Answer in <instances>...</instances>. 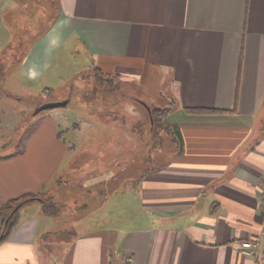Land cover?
I'll list each match as a JSON object with an SVG mask.
<instances>
[{
	"label": "crops",
	"instance_id": "obj_1",
	"mask_svg": "<svg viewBox=\"0 0 264 264\" xmlns=\"http://www.w3.org/2000/svg\"><path fill=\"white\" fill-rule=\"evenodd\" d=\"M57 5V20L35 39L18 70H8L19 41H12L6 13L17 5L0 0V79L10 76L14 89L30 95L61 85L70 75L52 69L61 49L78 39L91 55L88 66L139 83L155 106L173 104L168 120L179 148L167 164L150 173L138 168L130 180L123 148L131 139L128 121L124 130L123 117L113 112L104 119L80 112L76 121L62 111L48 114L23 150L0 153V205L50 192L60 209L49 215L41 204H26L0 243V264H254L241 243L261 238L264 217V0ZM86 135L90 143L81 146ZM89 154L107 165L106 174L109 165L119 173L85 184L86 200L67 201L61 169L72 159L79 173ZM83 207H90L87 221L63 228L64 213L74 217ZM52 234L66 255L45 261L41 246Z\"/></svg>",
	"mask_w": 264,
	"mask_h": 264
},
{
	"label": "rangeland",
	"instance_id": "obj_2",
	"mask_svg": "<svg viewBox=\"0 0 264 264\" xmlns=\"http://www.w3.org/2000/svg\"><path fill=\"white\" fill-rule=\"evenodd\" d=\"M13 1L17 6L15 9L7 11L6 15L8 17V24L11 27V34L13 36L12 41L18 40L19 42L15 45L16 51L13 52L14 58L8 60L11 62V66L8 70H18L20 63L25 60L28 49L34 43L35 39L46 30L47 26L54 23L59 15L57 0H55L56 2L54 0ZM17 17L19 20H17ZM90 57L91 55L85 49L84 44L78 39H74V41L61 49L57 62L52 69L61 70V76L68 77V75H70V77L65 81H61V85H54V88L45 90L39 94L34 93L30 95L26 90L14 89L15 85L10 84L9 81L10 76L2 77L1 79H3V81L0 79V153H7L14 149L23 150L34 131L42 127L46 116L53 112L62 111L71 118V121H76L73 119L78 117L80 112L83 113L88 111L87 114L91 115L93 114L91 113L92 111L98 117L104 119L108 113L105 114L104 112H100V115L98 111L107 109L111 111L112 108H116V110L120 108L119 112L117 111L118 116L123 117L124 124L128 121L129 128L127 127V130L130 132L131 137L128 144H126V142L123 144L124 152L129 153L127 157L130 160L129 179L134 180L140 175V173L137 172L138 168L140 170L156 168L170 162V152L179 148L178 144L173 142L170 137H167V133L164 130H160L159 133L163 134L164 138H167L164 140L162 148L157 147L152 150V142L157 143L158 141L156 142L155 139L151 141L149 138L151 135L149 133L151 123L147 120L149 119L148 112L139 99L143 98L148 104L152 106L155 105L148 95L142 91V86L132 81H121L116 77V83L119 84L118 88L111 91L110 87L113 84H109L108 82V86L100 85V89L95 92L91 86L96 82L95 75L92 73V76L83 77L84 74L92 72L94 68L93 66H88L91 65ZM54 74L58 76L55 71ZM105 95L106 99L108 97L110 98L109 100L113 102V105H117L108 106L109 104L106 105L107 103H105L106 109L103 104H100L103 107L98 106L97 102L100 103L103 101ZM18 96H20V98ZM101 96H103V98ZM67 97L70 98V101L65 107L48 108L38 111V107L44 103L63 100ZM172 105L171 103L167 106ZM126 125L127 124L124 126V130ZM141 127L145 128V130L142 131L145 132V134L140 132ZM120 130V124L115 126V133H119ZM64 133L66 137L71 134V132L66 129ZM88 143H90V138L86 135L81 146ZM149 151L151 152L150 155L148 154ZM108 156L109 155L104 157L106 158ZM124 157L126 158L125 154ZM84 158L86 160L83 161ZM99 158L95 159L94 156L91 158L90 154L82 156V164L80 166L82 170H80L79 173H77V170L73 169L74 165L72 159L61 169V177H65L67 180V184L63 186L62 190L63 193H66L67 201H72L73 198L77 199V197L80 201L86 200L85 198L90 196V191H87L84 187L85 184H88L90 181L94 182L97 178L103 179L107 174L117 175L119 173L117 166L109 165L110 170L106 174L105 169L107 165H105L104 162L100 163ZM91 164L94 166H91ZM95 167H98V169ZM126 179L127 178L124 177L123 180ZM79 191L81 193H77ZM50 194V192H47L44 195L53 198ZM54 201L56 200L54 199ZM33 202L41 204L39 202L37 203V201ZM56 202L60 209V204L58 201ZM89 211L90 207H83L76 211L75 218L71 212H65L64 216L66 219H61V225H64L63 228L67 227L72 229L74 228L72 225L74 221L84 224L87 221L86 217ZM130 215L134 216V212ZM130 218L132 219L133 217ZM131 222H133V220H131ZM131 222L129 221L128 223L131 224ZM60 239L61 238L57 235L52 234L47 239L43 240L41 246L43 260L48 261L54 256L62 260V258L65 257L66 254H62ZM65 251H68V249Z\"/></svg>",
	"mask_w": 264,
	"mask_h": 264
},
{
	"label": "trees",
	"instance_id": "obj_3",
	"mask_svg": "<svg viewBox=\"0 0 264 264\" xmlns=\"http://www.w3.org/2000/svg\"><path fill=\"white\" fill-rule=\"evenodd\" d=\"M92 73L96 77V78L94 77L96 82H94V84L91 85L95 92H97L100 89V87H101L100 85L108 86V82H109V84H113L110 87L111 91H113L114 89L119 87V84L116 83L117 82L116 81L117 76L106 73L105 71H103L98 66L93 68L92 72H88V73L84 74L83 77L92 76ZM142 91H143V89H142ZM101 97L103 98V96H101ZM109 99H110L109 97L106 99V95H105L104 100L102 99L103 101H101L100 103L97 102L98 106H100V107L104 106L105 109L107 108L105 106L108 104H109L108 106H112L113 102L110 101ZM139 100L145 106V108L148 112V116H149V119H147V120H149L151 123L150 128H149V133L151 135L149 138L151 141L153 139H155L156 142L158 141L157 143L152 142V150L154 148H157V147L162 148L164 140L167 137H170V139L173 142H176L177 144H179L180 140H179V137L177 135L176 129H175L174 125L171 124L168 120V115L172 111L173 106H164V107L152 106V105L148 104V102L143 98H140ZM105 103H107V104L105 105ZM100 104H103V106H101ZM116 105L117 104H114L113 106H116ZM150 108H151V111H150ZM119 110H120V108H118L117 110H116V108H112L111 111H109V109H107V110H100L98 112H99V114H100V112H104L105 114H107L109 112H113V113L117 114L116 116H118ZM188 110L191 112H226V111H228V110L214 109V108H191V107L188 108ZM91 113L94 114V112H92V111H91ZM145 122H146V120H145ZM139 124H140V122H139ZM141 125H142V122H141ZM144 130H145V128L141 127L140 132L145 134V132H142ZM160 130H164L167 133V137L164 138L163 134L159 133ZM150 153L151 152L149 151L148 154L150 155ZM150 172L151 171L149 169L146 170V173H150ZM44 194H45L44 192L24 193L20 196L9 199L0 205V243L7 240L9 238V236L14 232L16 227L18 226V224L20 223V220H21V211L26 204H29L33 201H39L42 204L43 211L46 214L55 215L58 213L59 205L57 204V202L54 201V199L52 197H46ZM20 204H21V206L18 207Z\"/></svg>",
	"mask_w": 264,
	"mask_h": 264
},
{
	"label": "built area",
	"instance_id": "obj_4",
	"mask_svg": "<svg viewBox=\"0 0 264 264\" xmlns=\"http://www.w3.org/2000/svg\"><path fill=\"white\" fill-rule=\"evenodd\" d=\"M260 203L264 213V189L260 195ZM262 239H264V217L262 220L261 238L257 240L245 239L241 243V252L245 256L253 258L254 264H264V247Z\"/></svg>",
	"mask_w": 264,
	"mask_h": 264
},
{
	"label": "water",
	"instance_id": "obj_5",
	"mask_svg": "<svg viewBox=\"0 0 264 264\" xmlns=\"http://www.w3.org/2000/svg\"><path fill=\"white\" fill-rule=\"evenodd\" d=\"M69 101H70V98L67 97L63 100L47 102V103H44L41 106H39L38 111L42 110V109H48V108L65 107L68 105ZM150 111H151V108H150ZM20 206H21V204L18 207H20Z\"/></svg>",
	"mask_w": 264,
	"mask_h": 264
}]
</instances>
